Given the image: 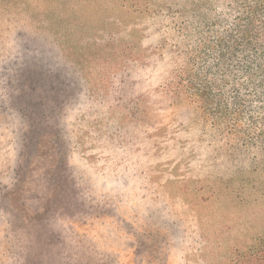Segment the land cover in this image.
Returning a JSON list of instances; mask_svg holds the SVG:
<instances>
[{
  "label": "rangeland",
  "instance_id": "obj_1",
  "mask_svg": "<svg viewBox=\"0 0 264 264\" xmlns=\"http://www.w3.org/2000/svg\"><path fill=\"white\" fill-rule=\"evenodd\" d=\"M121 1L0 0V264H228L256 233L212 196L227 164L162 87L156 17Z\"/></svg>",
  "mask_w": 264,
  "mask_h": 264
},
{
  "label": "trees",
  "instance_id": "obj_2",
  "mask_svg": "<svg viewBox=\"0 0 264 264\" xmlns=\"http://www.w3.org/2000/svg\"><path fill=\"white\" fill-rule=\"evenodd\" d=\"M116 5L121 24L132 19L131 8L137 17H156L152 49L166 65L162 87L194 108L216 159L227 164V172L216 173L212 196L233 211L257 210L245 222L256 233L228 264H264V0H164L146 10L135 0ZM134 55V65L157 63ZM116 57L121 65L123 56Z\"/></svg>",
  "mask_w": 264,
  "mask_h": 264
}]
</instances>
